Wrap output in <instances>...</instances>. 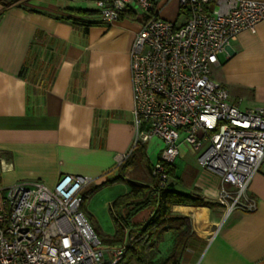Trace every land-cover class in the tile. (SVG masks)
Returning <instances> with one entry per match:
<instances>
[{
    "label": "crops",
    "instance_id": "obj_1",
    "mask_svg": "<svg viewBox=\"0 0 264 264\" xmlns=\"http://www.w3.org/2000/svg\"><path fill=\"white\" fill-rule=\"evenodd\" d=\"M156 10L177 25L187 17L177 0H158ZM134 15L104 21L96 0H0V187L35 180L52 187L62 173L80 174L91 178V195L119 186L103 199L109 210L129 189L126 178L150 184L145 163L158 158L159 138L132 146L129 51L142 21ZM211 76L230 102L264 108V20L218 54ZM180 150L171 188L201 203L170 206L189 221L178 264H264V160L248 190L257 207L226 214L218 201L220 176L202 168L185 144ZM131 156L145 176L132 168L114 181ZM87 198L82 210L91 216Z\"/></svg>",
    "mask_w": 264,
    "mask_h": 264
},
{
    "label": "built area",
    "instance_id": "obj_2",
    "mask_svg": "<svg viewBox=\"0 0 264 264\" xmlns=\"http://www.w3.org/2000/svg\"><path fill=\"white\" fill-rule=\"evenodd\" d=\"M158 0H96L104 21L122 13L142 16L129 51L136 136H152L164 149L151 164L158 188L173 182L185 144L199 165L221 178L224 211H253L250 182L264 160V108H240L212 78L218 54L243 30L264 20V0H177L186 20L177 25L156 10ZM91 178L62 173L47 186L39 180L0 187V264H116L134 234L106 245L82 210Z\"/></svg>",
    "mask_w": 264,
    "mask_h": 264
},
{
    "label": "trees",
    "instance_id": "obj_3",
    "mask_svg": "<svg viewBox=\"0 0 264 264\" xmlns=\"http://www.w3.org/2000/svg\"><path fill=\"white\" fill-rule=\"evenodd\" d=\"M83 13L92 14L94 12L83 11ZM124 16L133 18L135 15L130 12L120 15V17ZM72 21L78 22L76 19ZM91 24L86 23L85 26ZM138 150H143V146H139ZM136 161V156L125 159L121 163L123 172L119 173L114 181L124 180L127 172L133 168ZM145 165L150 172L151 165L147 162ZM166 166L168 172L172 175L174 167ZM125 180L129 189L115 197L109 206V213L114 222V233L108 238L99 236L102 242L107 244L120 243L128 229L129 234L135 232L132 244L116 264H129L131 260H134L137 264H178L179 257L190 236L189 221L186 216L172 214L170 206L172 203L179 202L201 203L199 196L186 195L175 191L171 188L172 183L166 188H158L157 181L153 177L150 184L127 178ZM93 191L92 189L90 192ZM89 194L82 192V207ZM86 217L88 220L90 219L88 214ZM166 232L173 234L172 246L166 257L159 258L157 257L158 244L163 241Z\"/></svg>",
    "mask_w": 264,
    "mask_h": 264
},
{
    "label": "rangeland",
    "instance_id": "obj_4",
    "mask_svg": "<svg viewBox=\"0 0 264 264\" xmlns=\"http://www.w3.org/2000/svg\"><path fill=\"white\" fill-rule=\"evenodd\" d=\"M160 144H159V153L162 149H164V143L159 139ZM157 160V159H156ZM154 160V161H156ZM138 164V161L135 162L133 169L135 172H139L143 176H145L146 172L145 170H139L135 166ZM133 169H130V173L133 171ZM134 171L132 173H134ZM141 171V172H140ZM94 189L92 181L87 184L83 192H87L89 194V197L87 198V203H86V209L87 211L91 212L92 215L90 216V223L92 227H94L98 233V235L102 238H108L114 233V222L110 216L109 210L103 208V199L107 197H111L115 193H118L119 186H114L112 188H106L103 189L100 194H94L91 195V190ZM91 195V196H90ZM91 198V199H89ZM89 199V200H88ZM128 230V229H127ZM132 234H135V232H132ZM173 242V235H166L161 243L158 244V255L157 257L159 258H164L166 257L171 249ZM106 245H113V244H107ZM129 264H137L134 260H131Z\"/></svg>",
    "mask_w": 264,
    "mask_h": 264
}]
</instances>
